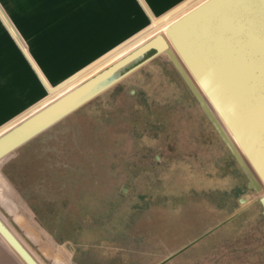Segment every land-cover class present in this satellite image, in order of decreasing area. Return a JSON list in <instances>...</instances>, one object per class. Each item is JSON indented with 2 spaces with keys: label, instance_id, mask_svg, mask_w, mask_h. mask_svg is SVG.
<instances>
[{
  "label": "rangeland",
  "instance_id": "374dc122",
  "mask_svg": "<svg viewBox=\"0 0 264 264\" xmlns=\"http://www.w3.org/2000/svg\"><path fill=\"white\" fill-rule=\"evenodd\" d=\"M178 1L149 0L155 13ZM78 2L0 0V124L45 89L36 82L33 28L49 10L76 13ZM166 22L153 19L24 115ZM252 180L242 151L170 49L1 162L0 215L42 264H264V187ZM0 264H24L2 237Z\"/></svg>",
  "mask_w": 264,
  "mask_h": 264
},
{
  "label": "water",
  "instance_id": "95a60500",
  "mask_svg": "<svg viewBox=\"0 0 264 264\" xmlns=\"http://www.w3.org/2000/svg\"><path fill=\"white\" fill-rule=\"evenodd\" d=\"M190 1L193 0L181 3L156 20H166ZM153 49L155 52L150 56L118 74L121 68ZM170 49L236 138L257 176L251 184L261 190L264 187V0L199 3L167 25L165 32L155 33L1 133L0 163L123 77ZM259 199L264 211V194ZM0 236L24 264H42L1 215Z\"/></svg>",
  "mask_w": 264,
  "mask_h": 264
},
{
  "label": "crops",
  "instance_id": "0c3cea01",
  "mask_svg": "<svg viewBox=\"0 0 264 264\" xmlns=\"http://www.w3.org/2000/svg\"><path fill=\"white\" fill-rule=\"evenodd\" d=\"M185 1L180 0L161 13L154 12L149 0H79L76 13L46 12L44 21L37 23L29 39L36 82L45 89L3 121L0 129L41 103L51 89L59 88L93 66L146 31L145 27L153 19L162 17Z\"/></svg>",
  "mask_w": 264,
  "mask_h": 264
},
{
  "label": "bare ground",
  "instance_id": "6f19581e",
  "mask_svg": "<svg viewBox=\"0 0 264 264\" xmlns=\"http://www.w3.org/2000/svg\"><path fill=\"white\" fill-rule=\"evenodd\" d=\"M203 1H205V0H193V1H190V2L192 3V4H191L192 7H191L190 9H192L193 7H195L196 5H198L199 3H202ZM184 6H185V5H184ZM184 6H182V7L178 8V9H176L175 11L179 10V11H178L179 14L183 15L185 12H187L188 10H190L189 8H185V9H183ZM173 12H174V11H173ZM173 12H172V13H173ZM175 14H176V13H175ZM181 15H180V16H181ZM180 16L176 17V19L179 18ZM170 18H171V17H170ZM173 18H175V16H173ZM176 19H175V20H176ZM166 21H167V20H164V22H166ZM171 21H173V20H171ZM171 21L168 22V23H171ZM153 23H154V22H153ZM168 23L166 22V24H168ZM154 26H155V25H154ZM165 29H166V28L163 29V30H164L163 32H165ZM161 30H162V29H161ZM150 35H151V34H150ZM152 35H154V34H152ZM147 36H148V35H147ZM142 38H143V37H142ZM140 39H141V38H140ZM137 40H139V39H137ZM140 41H141V40H140ZM143 42H144V41H143ZM143 42H142V43H143ZM131 43H132V42H131ZM126 44H127V43H126ZM126 44H125V46H126ZM128 44H130V42H129ZM128 44H127V45H128ZM134 44H136V43L133 42V45H134ZM123 45H124V44H123ZM125 46H124V47H125ZM122 48H123V47H122ZM127 48H128V47H127ZM127 48H126V49H127ZM134 48H135V47H134ZM134 48H133V49H134ZM120 49H121V48H120ZM122 50H123V49H122ZM113 51H114V50H113ZM123 51H124V50H123ZM116 52H117V51H116ZM116 52H114V53L117 54ZM119 54H121V52H120ZM109 55H110L111 57H113V56H112V53L109 54ZM123 55H124V54H123ZM110 56H107V58L110 57ZM116 57H117V55H116ZM120 57H121V56H120ZM120 57H119V58H120ZM114 58H115V57H114ZM107 60H108V59H107ZM100 62H101V61H100ZM95 65H96V64H95ZM101 67H102V66H101ZM84 74H85V73H84ZM82 76H83V75H82ZM87 76H88V75H87ZM84 78H85V77H84ZM70 82H71V81H70ZM70 82H69V83H70ZM70 84H72V83H70ZM73 84H74V82H73ZM64 86H65V85H64ZM68 87L70 88L71 86L68 85ZM65 88H66V87H65ZM65 88H64V89H65ZM69 88H68V89H69ZM71 88H72V87H71ZM71 88H70V89H71ZM58 89H59V88H58ZM70 89H69V90H70ZM67 91H68V90H67ZM65 92H66V91H65ZM65 92H63V93H65ZM53 98H54V97H53ZM48 100H49V99H48ZM50 100H51V99H50ZM44 103H45V102H44ZM211 105H212V104H211ZM41 107H42V106H41ZM212 107H213V105H212ZM213 108H214V107H213ZM214 110L216 111L215 108H214ZM216 113L218 114V116H219V118L221 119V121L224 123V121H223V119L221 118V116L219 115V113H218L217 111H216ZM26 115H27V114H26ZM24 116H25V115H24ZM24 116H21V119H23ZM21 119H20V120H21ZM20 120H18V121H20ZM18 121H17V122H18ZM17 122L15 121V123H17ZM15 123H14V124H15ZM14 124H12V125H14ZM224 125L226 126V128H227L228 132L230 133V135H231L232 139L234 140V142H235V143L238 145V147L240 148V146H239V144H238L236 138L234 137V135L231 133V131L229 130V128L227 127V125H226L225 123H224ZM9 127H11V125H10ZM7 129H8V127H7ZM3 131H4V130H1L0 133H2ZM240 150L242 151L241 148H240ZM242 152H243V151H242ZM0 237H1V236H0Z\"/></svg>",
  "mask_w": 264,
  "mask_h": 264
}]
</instances>
